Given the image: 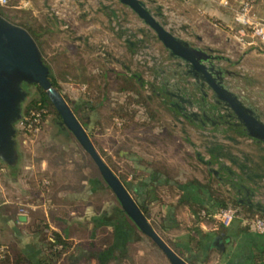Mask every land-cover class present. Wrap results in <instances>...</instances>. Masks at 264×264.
<instances>
[{"label": "crops", "instance_id": "1", "mask_svg": "<svg viewBox=\"0 0 264 264\" xmlns=\"http://www.w3.org/2000/svg\"><path fill=\"white\" fill-rule=\"evenodd\" d=\"M56 1L64 16L68 10L76 23H88V30L99 28L96 15L103 23L110 20L112 26L117 23L95 0ZM145 1L154 9L162 8L164 19L177 36L190 41L195 47L226 56L221 65L232 73V84L239 76L244 77L246 86L252 82L248 76H238L230 68L237 61L241 62L247 73L251 72L250 76H264V44L247 46L239 42L233 12L221 6L220 0H191L188 3L182 0ZM100 2L105 3L106 0ZM111 3L107 0L106 5ZM112 8L118 13L120 21L127 23V27L134 31L143 28L141 21L124 6L115 2ZM254 14L256 19L264 20V0L257 1ZM80 39L86 45L90 44L91 38ZM126 39L128 35L123 32L110 35L109 42H118L119 48L111 47L113 54H106L104 68L127 76L139 74V80L144 83V94L152 104H162L165 108L160 114L156 112L160 123L165 121L170 127H157L150 133L136 130L135 134L141 142L132 145L128 139L131 130L117 129L103 120L99 126L100 130L103 126V135L114 131L125 139L117 155L128 172L117 176L131 187L133 198L148 210V219L157 233L189 264H264V235L246 227L243 219L237 218L226 227L198 215L199 208L214 213L221 208L223 199L235 198L228 192L229 186L223 185L197 157V153L201 152L206 160L213 159L202 148V129L186 121L179 123L165 97L158 96L159 90L153 89L160 77L155 73L156 68L150 58L166 56L165 49L155 40L141 43V34L131 39L133 46ZM146 45L151 49L147 50ZM139 54L145 56L144 61L148 60L145 65L137 62ZM112 55L115 56L113 59ZM125 56L133 58L131 65L124 61ZM261 63L263 67L258 66ZM163 65L166 66V62ZM114 73L107 78L110 90L106 94L105 105L110 103L109 109L113 102L122 99L116 92ZM59 79L56 76V81ZM148 85L150 90L147 89ZM74 88L79 93L75 106L79 107L84 101L82 93L85 87L75 85ZM85 119L88 121V118ZM95 127L98 125L90 123L92 135ZM247 142L251 143L250 140ZM96 150L100 154V150ZM23 156L21 151L17 166L5 171L6 182L0 177V249L4 248L13 257H20L23 264H143L147 254L145 238L148 237L139 231L121 208L112 209L111 204L107 205L108 208L101 207L96 202L106 190L103 181H98L95 176L90 178L77 173L78 167L72 161L56 159L36 163L29 160L22 167ZM101 157L116 173L114 165L109 164L104 156ZM214 167H219L215 159ZM155 170L163 173L157 174L158 183L168 181L169 186L154 184ZM44 181H48L49 185H45ZM256 199L264 203V193ZM21 209L25 213H21ZM39 225L46 229L40 232L37 230ZM46 230L59 235L67 243V250L60 255L52 252L46 240Z\"/></svg>", "mask_w": 264, "mask_h": 264}, {"label": "water", "instance_id": "2", "mask_svg": "<svg viewBox=\"0 0 264 264\" xmlns=\"http://www.w3.org/2000/svg\"><path fill=\"white\" fill-rule=\"evenodd\" d=\"M109 1L124 6L143 25L136 31L123 26L112 5L99 3L117 21L118 29L128 35L129 45L133 46L131 39L141 34V43L155 40L167 52L161 58H150L160 77L153 89L165 97L179 123L186 121L202 129V148L213 159L206 160L198 152L199 160L223 185L229 186L228 192L240 205L264 218V203L256 199L264 193V119L257 107L231 87L232 73L221 65L224 58L177 36L164 19L161 7L154 9L145 0ZM145 48L150 50L151 46ZM51 74L52 68L44 63L32 36L0 15V161L9 167L17 166L20 153L16 124L23 117L28 95L23 84L39 86L59 114L60 126L93 160L122 212L165 254L170 264H189L157 233L125 184L105 163L65 97L53 87ZM214 159L218 168L214 167Z\"/></svg>", "mask_w": 264, "mask_h": 264}, {"label": "rangeland", "instance_id": "3", "mask_svg": "<svg viewBox=\"0 0 264 264\" xmlns=\"http://www.w3.org/2000/svg\"><path fill=\"white\" fill-rule=\"evenodd\" d=\"M100 1L95 0L97 5H99ZM10 2L14 7L20 4L22 5L24 2L30 3L28 8L16 9L12 7L3 9L4 14L8 18V21L14 25L30 24L31 27L40 31L42 34L41 41L43 43L42 51L44 58L52 66L58 79L60 77L57 85L62 95L68 100L69 105L74 108L79 99V93L74 88L75 85L73 86V84H76L73 81L74 75L84 73L83 71H85V76L89 77V75L96 73L102 66L104 67L105 61L107 60L106 54L109 52L113 54L111 47L115 49L119 48V43L113 40L109 42V37L112 33L119 34L122 31L118 29L117 23L112 26L111 20L109 23L101 22L98 15H96L95 21L100 24L98 25L99 28L96 30H88V23H76L77 21L68 14V10L67 15L64 16L56 0H10ZM106 2L104 3L105 5ZM54 22L57 23L54 24ZM126 24V22H122L123 26H126ZM81 37L91 38L90 44L86 45L84 43L85 41L80 39ZM114 57L112 55L111 59ZM222 57L226 58V56ZM123 59L127 65L133 63V58L129 56H125ZM136 60L141 65H145L148 62V60H143V63H141L137 57ZM235 63L233 66L230 65V68L235 71V74H238V76H248L252 82L249 86H246L243 80L244 77L242 79L239 76L236 77L238 79L236 82L233 81V84L232 80L230 81L231 87L251 103L255 104L264 118V76L258 74L250 76L251 72L247 73L243 66H241V62L237 61ZM258 66L263 67V64H258ZM151 67L149 70L152 72ZM238 67L240 69L237 70ZM64 78L65 80L63 81ZM147 89H151L150 85L147 86ZM24 90L29 94L24 106L38 99L37 87L28 85L25 86ZM152 107L159 114L161 110H165L162 104L158 105L155 102L152 104ZM109 108L110 103H107L103 108V115H108ZM60 122L61 119L48 115L45 118L42 130L35 136L26 135L24 132L19 134V153L22 151L24 154L21 166L23 167L29 160H33L36 163L42 160L49 162L50 160L53 161L56 159L62 162L72 161L78 167L77 173L82 174L84 177L91 178L95 176L98 181L104 182L93 160L79 145L76 139L68 131L60 127ZM116 123L117 126L120 125V122L117 121ZM162 123L165 127H170L165 121ZM17 128L21 130L22 125L20 122ZM102 128L103 126L100 130V127H95L94 135L90 137L93 144L100 150L101 156H104L109 164L114 165L115 174L122 175L121 173H127L128 168L125 167V164H122L120 157L117 155L120 144L124 143V137L115 134L114 131L103 135ZM135 133L136 130H131L129 133V144L135 145L141 142ZM104 150L106 151L105 153ZM29 152L33 155L32 157ZM2 168L3 170H1ZM7 168V165L0 163V177H3L2 180L5 182L7 174L5 171L9 169ZM21 170V175H23ZM104 184L106 185L105 182ZM105 188L106 190L101 194V198L96 202L101 207H107V205L109 206L111 204L112 209L114 207L121 208L114 193L109 190L107 185ZM145 241V246L139 245L140 247L144 246L145 252L147 253L143 259V264H170L165 254L149 238H145Z\"/></svg>", "mask_w": 264, "mask_h": 264}, {"label": "trees", "instance_id": "4", "mask_svg": "<svg viewBox=\"0 0 264 264\" xmlns=\"http://www.w3.org/2000/svg\"><path fill=\"white\" fill-rule=\"evenodd\" d=\"M0 15L8 20V18L4 14L3 9H0ZM56 23L57 22H54V24ZM18 26L23 27L32 36V38L35 40V42L37 43L38 47L41 50L44 63L52 68V66L48 62H46L44 58V53L42 51L43 43L41 41L42 34L40 33V31L38 29H34L33 27H31L30 24H22V25L18 24ZM83 72L84 73L81 74L80 73H77V75L75 74L73 77L74 78L73 81L76 83L75 85L85 87V90L82 93L84 101H82L79 104V107L74 106V108L72 107L71 108L73 109V112L87 130L90 137H92V130H90V123L91 124L95 123L99 127L101 126L103 120L107 124L111 126H115V128L122 130L140 129L142 131L150 133L152 129H155L157 127H160L162 129L163 127L165 128V126L162 123H160L159 117L156 111L152 107L151 99L144 94V83H142L139 80V74H132L131 76H127L125 74L124 75L116 74L114 72L105 70L103 66L98 71H96V73H92L91 75H89V77L85 76V71ZM112 73L116 74V78H115L116 92L122 97V99L113 102L114 105L111 107V109H109L108 115H103L102 111L103 108L105 107V100L107 99L106 94L110 90L109 87L110 81H108L107 78ZM50 81L53 87H55V89H57V91H59L62 94L60 88L57 85L54 70L52 71V74L50 76ZM25 86H28V84H25L24 88ZM30 86L37 87L38 99L32 101L31 103H28V105L26 106L23 105L22 119L30 117L33 111H40L41 109H44L46 111L43 122H45V118L48 115H52L60 119L59 114L51 104L45 91H43L39 86L36 85H30ZM85 118H88V121H86L87 119ZM117 121L120 122L119 126L116 125ZM8 168L11 167L8 166ZM157 174L163 175V173L155 170L154 179L156 180L154 184L156 186H169L170 183H168V181H166L164 184H159L158 183L159 177ZM164 174L166 175V173ZM124 184L127 187V189L131 191V187L126 183ZM137 203L139 204L145 215L148 217V210L144 206H142L138 201ZM221 203L222 206L220 209H225L229 206H233L237 208L239 210V213L242 216H244L246 219L254 220L256 218H262V216L259 213L249 209L244 205H240L234 199H229V198L223 199ZM203 211H205L204 208H199L197 210L198 215L200 216ZM44 229H46V227L42 225H39L37 227V230H40V232H43ZM46 240L48 241V238ZM55 242H58L61 245H63L64 251L67 250L68 248L67 243L59 235L53 233L52 242L50 243L53 245ZM47 243L49 244V242ZM57 254L60 255L61 253H57ZM0 264H23V260L20 257H13L6 250L5 258L0 262Z\"/></svg>", "mask_w": 264, "mask_h": 264}, {"label": "built area", "instance_id": "5", "mask_svg": "<svg viewBox=\"0 0 264 264\" xmlns=\"http://www.w3.org/2000/svg\"><path fill=\"white\" fill-rule=\"evenodd\" d=\"M183 2H190L191 0H182ZM258 0H220V5L231 9L233 12V19L235 24L238 27L236 38L239 42L245 43L247 46H255L258 44H264V20L256 19L254 14V9ZM115 3L112 2L111 5ZM30 6L29 2H24L19 6H12L10 0H0V9L8 8H28ZM248 39V40H245ZM143 54H139L137 59L143 63L144 59ZM46 111L41 109L40 111H33L30 117L21 119L20 124L22 125L19 132H24L26 135L35 136L42 130L43 119ZM19 133V134H20ZM45 185H49L48 181H44ZM21 213H25L24 209H21ZM201 216L204 218L213 219L218 225L230 226L235 219L241 218L244 220L246 227L264 235V218H256L254 220L246 219L239 213V210L233 206H229L225 209H220L214 213L208 214L206 211L201 213ZM47 238L49 242L50 250L54 253H63L64 247L58 242H55L53 245L52 242L53 233L46 230ZM6 250L3 248L0 249V262L5 258Z\"/></svg>", "mask_w": 264, "mask_h": 264}, {"label": "flooded vegetation", "instance_id": "6", "mask_svg": "<svg viewBox=\"0 0 264 264\" xmlns=\"http://www.w3.org/2000/svg\"><path fill=\"white\" fill-rule=\"evenodd\" d=\"M24 85H25V84H23V89H24ZM23 105H24V104H23ZM20 121H21V120H20ZM20 121H19V122H20ZM19 122L16 124V130H17V131H16L15 138H16V140H17V143H19L18 138H19V133H20V132H19V129L17 128V125L19 124ZM59 125H60V124H59ZM60 127H61V126H60ZM61 128L64 130L63 127H61ZM0 163L4 164L2 161H0ZM5 165H6V164H5Z\"/></svg>", "mask_w": 264, "mask_h": 264}]
</instances>
